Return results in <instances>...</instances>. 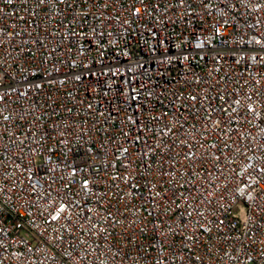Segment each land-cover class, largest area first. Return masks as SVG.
I'll list each match as a JSON object with an SVG mask.
<instances>
[{
  "label": "built area",
  "instance_id": "obj_1",
  "mask_svg": "<svg viewBox=\"0 0 264 264\" xmlns=\"http://www.w3.org/2000/svg\"><path fill=\"white\" fill-rule=\"evenodd\" d=\"M0 264H264V0H0Z\"/></svg>",
  "mask_w": 264,
  "mask_h": 264
}]
</instances>
